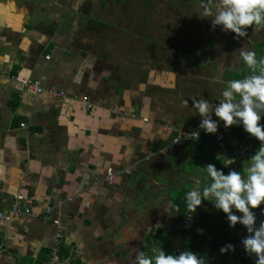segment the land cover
<instances>
[{"label": "crops", "instance_id": "1", "mask_svg": "<svg viewBox=\"0 0 264 264\" xmlns=\"http://www.w3.org/2000/svg\"><path fill=\"white\" fill-rule=\"evenodd\" d=\"M113 4L0 0V210L16 196L29 209L0 225V264H46L58 239L68 264H133L157 247L174 253L179 233L159 244L183 223L186 193L208 182L203 168L226 153L245 156L229 135L223 148L171 139L199 127L191 98L218 104L228 80L251 73L239 51L259 60L264 28L237 38L213 28L201 0H154L146 43L142 26H98ZM132 31L136 39L126 40ZM125 169L108 183L109 170ZM206 203L214 206L202 199L196 210Z\"/></svg>", "mask_w": 264, "mask_h": 264}, {"label": "clouds", "instance_id": "2", "mask_svg": "<svg viewBox=\"0 0 264 264\" xmlns=\"http://www.w3.org/2000/svg\"><path fill=\"white\" fill-rule=\"evenodd\" d=\"M204 9L202 16L212 17L213 28L222 26V31L232 32L237 38L245 37L247 29L253 25L264 28V0H201ZM239 56L251 73L241 79H230L222 92L218 104H210L206 99H192V106L200 116L199 127L207 133H216L218 124L211 114L222 120L225 127L240 124L244 131L261 142L259 149L250 158V164L243 170H229L224 174L215 165L208 164L202 188L199 183L186 193V205L190 212H195L202 199L210 200L214 207L226 214L230 227L242 224L249 235L241 243L244 251L255 254V264H264V220L256 226V215L252 209L264 204V125L260 123L261 112H264V57L259 60L256 52L241 49ZM259 71L257 74V67ZM188 104V101H184ZM198 139L199 133L192 134ZM234 163L230 159L227 164ZM233 209L241 215L233 213ZM264 215V209H261ZM234 249L227 244L221 247V253ZM153 255L140 251L136 254L133 264H204V259L190 251L178 255L166 254L160 247L153 248Z\"/></svg>", "mask_w": 264, "mask_h": 264}, {"label": "trees", "instance_id": "3", "mask_svg": "<svg viewBox=\"0 0 264 264\" xmlns=\"http://www.w3.org/2000/svg\"><path fill=\"white\" fill-rule=\"evenodd\" d=\"M217 122L219 123L220 130L224 136V143L229 135L234 138V140L239 145H251L252 154L240 157L239 154H232L230 152L234 163L227 165L226 160L228 157L225 156L221 159H217L215 157L213 165H215L218 170H222L224 174H227L229 170H235L238 172L240 171L243 174L244 168L250 164V158L259 149L261 142L245 132L243 126L240 124L225 127L222 120H218ZM260 123L264 125V112H261ZM197 140H199L198 145L206 142H215V138L212 133L209 135L202 134ZM232 149L233 148L231 146L228 147L229 151ZM182 205L183 206L180 215L183 220L187 219V222L184 223L183 221V223L176 227V229L170 233L168 238H166V240L163 242H160L159 245L164 248L168 247L169 243L171 242L169 240L178 233L184 238V240L176 252L173 253L172 251H166V254L178 255L183 251H190L196 254L198 257H202L204 259V264H251L245 257L244 248L238 247L240 236L237 229L243 226L242 224L237 223L234 227H230L226 214L223 213L222 210H218L214 206L208 204L200 208V211H198V209L195 212H190L187 209L186 199ZM261 209H264V204H261L256 209H252L256 215V223L258 225L261 220H264V215L261 214ZM233 213L236 215H241L235 209H233ZM208 220L211 221L208 225L204 226L205 231H197L196 226L204 225L205 221ZM244 232H247L246 228H244ZM227 244L233 245L234 249L221 253V247H224ZM231 252H234V256L232 260H229L231 257ZM148 255L151 256L150 253ZM216 255L218 256L217 258Z\"/></svg>", "mask_w": 264, "mask_h": 264}, {"label": "built area", "instance_id": "4", "mask_svg": "<svg viewBox=\"0 0 264 264\" xmlns=\"http://www.w3.org/2000/svg\"><path fill=\"white\" fill-rule=\"evenodd\" d=\"M264 57V54L263 56ZM260 67V66H259ZM259 67H258V71H259ZM12 78H15V76H12ZM20 83L22 84L23 87L27 88V89H30L32 90L33 92H40L41 88H40V84L38 82H35V81H32V80H29V79H25V78H21L20 79ZM53 92V94H57V95H60V96H64V94L62 92H57L55 89L54 90H51ZM81 101L83 103H85L87 105V107H90V104L88 103V100L86 97H83L81 99ZM218 124V130L216 133H212L214 135V138H215V142L218 146H220L221 148H223V140H224V136L220 130V125L219 123L217 122ZM168 132L169 133H172L174 130L171 128V127H168L167 128ZM195 132H198L199 133V137L204 134V135H209L210 133H207L205 132L204 129L198 127L196 129H194L193 131L191 132H185V131H182V130H176V133L174 134V136L172 137L171 139V143L173 146H177V147H183V146H187V145H191L192 142L194 140H197V139H192V134L195 133ZM240 149H241V153L243 155H251L252 154V146L251 145H247V146H243V145H239ZM226 156L228 157V160H230L229 156H230V153H226ZM228 162H226L227 164ZM229 165V164H227ZM129 173V170L128 169H125V170H117V171H112V170H109L107 172V175H106V179L108 181V183H111L114 178L116 177V175H119L121 173ZM21 201H22V197L21 196H16L15 197V203L11 206V208L9 210H0V225L3 223V222H7L10 220L12 214H19L21 212L25 213V214H29V209L27 208H22L21 207ZM51 210V208H47V212H49ZM187 222V219L184 220V223ZM59 242L60 240L58 239V241H56L54 243L53 246H51L50 248V252H49V255H50V260L46 263V264H68L67 261H61L59 260V256H58V245H59Z\"/></svg>", "mask_w": 264, "mask_h": 264}, {"label": "rangeland", "instance_id": "5", "mask_svg": "<svg viewBox=\"0 0 264 264\" xmlns=\"http://www.w3.org/2000/svg\"><path fill=\"white\" fill-rule=\"evenodd\" d=\"M123 1V2H122ZM121 3L119 0H114V4L110 7L111 11L109 15H107L106 20L102 18V24L98 26H142L143 32L146 34L144 36V40L146 43L152 42L150 40L151 34H147L149 31H152L153 25V12L151 4L154 0H122ZM127 3V4H126ZM100 19V18H98ZM97 19V21H98ZM148 26L149 29L146 30ZM130 36H127L126 40L129 38L131 40L136 39V34L134 31L129 32ZM123 35V34H122ZM128 35V34H127ZM149 35V38L148 36ZM123 37V36H122ZM142 39V41H143ZM142 45V44H141ZM136 50V48H134ZM116 54V51L113 52Z\"/></svg>", "mask_w": 264, "mask_h": 264}, {"label": "water", "instance_id": "6", "mask_svg": "<svg viewBox=\"0 0 264 264\" xmlns=\"http://www.w3.org/2000/svg\"><path fill=\"white\" fill-rule=\"evenodd\" d=\"M256 226L258 227L259 225L256 223ZM244 235L247 236V235H249V233L245 232ZM245 257L251 264H255L257 257L255 256L254 253L253 254H249V253L245 252Z\"/></svg>", "mask_w": 264, "mask_h": 264}, {"label": "flooded vegetation", "instance_id": "7", "mask_svg": "<svg viewBox=\"0 0 264 264\" xmlns=\"http://www.w3.org/2000/svg\"><path fill=\"white\" fill-rule=\"evenodd\" d=\"M127 4V3H126Z\"/></svg>", "mask_w": 264, "mask_h": 264}]
</instances>
